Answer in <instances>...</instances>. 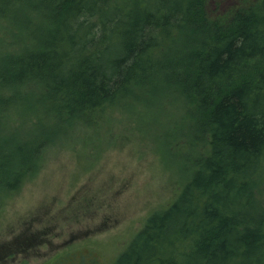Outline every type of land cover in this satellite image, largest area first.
I'll return each instance as SVG.
<instances>
[{
	"label": "trees",
	"instance_id": "obj_1",
	"mask_svg": "<svg viewBox=\"0 0 264 264\" xmlns=\"http://www.w3.org/2000/svg\"><path fill=\"white\" fill-rule=\"evenodd\" d=\"M204 3L0 0V128L8 109L30 123L7 138L18 158L0 143V183L18 187L51 136L116 110L148 122L164 101L157 130L196 152L111 264H264V0L216 18Z\"/></svg>",
	"mask_w": 264,
	"mask_h": 264
},
{
	"label": "rangeland",
	"instance_id": "obj_2",
	"mask_svg": "<svg viewBox=\"0 0 264 264\" xmlns=\"http://www.w3.org/2000/svg\"><path fill=\"white\" fill-rule=\"evenodd\" d=\"M242 1L256 0H205V13L223 17ZM163 105L148 122L116 110L53 135L35 152L18 187L0 183V264H111L191 175L195 150L183 138L175 141L179 133L171 126L157 130L172 107ZM20 110L8 109L0 128V143L16 158L15 142L7 138L21 140L30 125L20 120ZM194 142L202 152L204 144Z\"/></svg>",
	"mask_w": 264,
	"mask_h": 264
}]
</instances>
